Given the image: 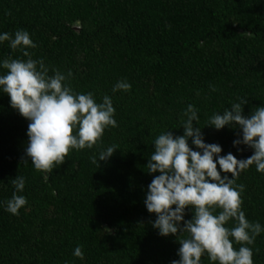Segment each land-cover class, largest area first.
<instances>
[{"label":"trees","instance_id":"obj_1","mask_svg":"<svg viewBox=\"0 0 264 264\" xmlns=\"http://www.w3.org/2000/svg\"><path fill=\"white\" fill-rule=\"evenodd\" d=\"M17 30L29 33L36 47L26 50L49 76L71 71L66 82L75 93L91 92L97 103L109 96L117 127L106 129L92 149L70 150L45 180L25 156L29 122L0 93V203L11 198L16 176L25 180L17 195L27 201L15 216L0 206V264L177 260V240L187 234L158 235L155 214L144 207L147 185L158 175L146 167L152 142L163 131L182 135L191 104L205 143L237 160L252 155L242 144L233 147L238 128L204 125L237 97L247 99L245 117L264 106V0H0V32ZM4 59L27 57L5 41ZM118 80L130 89L113 93ZM111 145V157L93 164ZM235 183L244 185L245 218L264 227V174L253 165ZM191 216L186 208L184 220ZM234 224L230 219L225 226ZM77 246L83 259L72 254ZM248 247L253 264H264V231ZM200 264L214 262L205 254Z\"/></svg>","mask_w":264,"mask_h":264},{"label":"clouds","instance_id":"obj_2","mask_svg":"<svg viewBox=\"0 0 264 264\" xmlns=\"http://www.w3.org/2000/svg\"><path fill=\"white\" fill-rule=\"evenodd\" d=\"M5 41L10 49H19L27 59L0 60V69L6 70L0 75V93L7 94L9 106L29 122L25 156L46 180L47 174L65 161L70 150L92 149L106 129L117 127L115 109L107 95L97 103L91 92L75 93L66 82L72 76L71 71L64 74L53 70L49 76L43 61L33 60L26 50L36 47L27 31L17 30L11 36L0 32V44ZM130 87L128 82L118 80L112 92H127ZM236 100L222 113H213L204 126L215 130L225 126L238 128L240 138L233 140L232 145L252 149L248 158L237 160L232 153L220 155L222 149L218 144L205 143L201 127L193 126L198 115L191 104L180 125L182 135L163 131L152 142L153 151L146 167L149 174L158 175L147 185L144 207L155 214L152 227L158 235L171 234L177 239L178 233L187 234V238L177 240L178 259L171 264H200L205 254L214 264H253V252L248 246L264 227L245 218L241 208L244 185L235 181L253 165L256 172L264 174V106L256 107L245 117L242 106L247 99ZM114 150L115 145L108 146L92 158V163L107 160ZM11 183L14 188L11 198L0 206L15 216L27 203L23 195H17L23 192L25 180L16 176ZM186 208L192 212L190 220H184ZM230 219L235 221L231 228L225 226ZM234 243L240 247L234 249ZM72 254L83 259L79 246Z\"/></svg>","mask_w":264,"mask_h":264}]
</instances>
